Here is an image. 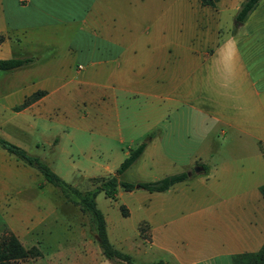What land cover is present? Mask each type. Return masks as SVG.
<instances>
[{"label":"crops","instance_id":"1","mask_svg":"<svg viewBox=\"0 0 264 264\" xmlns=\"http://www.w3.org/2000/svg\"><path fill=\"white\" fill-rule=\"evenodd\" d=\"M241 1L0 0V59H31L0 71L1 138L22 148L30 119L45 123L52 100L87 85L86 100L114 120L108 135L125 144L124 158L145 141L120 176L134 167L136 182L186 172L164 191H126L142 214L138 226L146 223L147 237H138L156 254L146 262L232 264L264 241V0L237 25ZM221 20L233 28L224 32ZM229 37L238 41L235 62ZM47 183L0 146V235L9 231L25 248L47 250L46 264H60L65 249L43 235L56 211L41 193ZM75 229L76 264L102 261L89 227Z\"/></svg>","mask_w":264,"mask_h":264},{"label":"rangeland","instance_id":"2","mask_svg":"<svg viewBox=\"0 0 264 264\" xmlns=\"http://www.w3.org/2000/svg\"><path fill=\"white\" fill-rule=\"evenodd\" d=\"M233 22L231 20L223 23L221 20V29L225 32L226 27L233 28ZM224 24L228 26L225 27ZM86 88L87 85L81 86V89H84V93L81 90L82 94L70 89L64 96L65 100H52L45 123L30 119L28 122L34 127L26 126L24 135L20 134L18 138L26 153L39 157L63 181L78 190L92 188L98 184V177L112 173L124 158L122 151L126 149L125 144L119 146L115 139L108 135V132L115 127V122L109 119L107 112L100 113L101 104L96 100H86L88 93ZM60 92H64V89ZM54 138L60 139V143L52 142ZM134 170L135 167L124 172L120 180L135 183ZM37 173L42 178L41 173L39 171ZM119 191L122 195L115 196L113 200L104 197L102 192L97 193L95 197L97 207L106 216L110 242L116 249L128 254L136 264L154 259L155 252L142 245L138 237L137 223L142 214L136 210L137 204L128 192L120 189ZM41 193L56 206V211L51 212L44 222L47 226H51L52 231L43 235L52 247L65 249L62 251L66 253V258L60 257V262L62 259L60 264H76L81 258L76 256L81 246L75 228L77 224L86 225L88 228L87 218L70 201H67L69 204L67 210L62 203L65 199L59 189L50 183H47V187L42 189ZM69 197L76 199L72 194ZM119 206L131 207L132 213L128 217H123ZM66 225H68L67 232L63 230ZM139 225L144 228L146 223L140 222ZM142 234L143 238L147 237L146 228L143 229ZM89 237L93 238L91 231ZM24 241L23 243L28 245L27 239ZM33 246L32 250L35 249ZM44 252H47L44 248L36 249L35 253L16 261L15 264H46L43 259H39L43 257ZM102 258V261L95 264H111L103 256Z\"/></svg>","mask_w":264,"mask_h":264},{"label":"trees","instance_id":"3","mask_svg":"<svg viewBox=\"0 0 264 264\" xmlns=\"http://www.w3.org/2000/svg\"><path fill=\"white\" fill-rule=\"evenodd\" d=\"M216 0H199L201 5H207L213 7ZM259 0H242L239 8L235 14V20L242 22L247 15L257 5ZM31 61L28 57H11L0 59V71L12 70L24 65H27ZM38 91L29 95L24 99L22 106L26 105L30 101H33ZM0 146L8 153L12 154L16 159L22 163L35 168L41 173L43 179L59 189L60 193L65 200L70 201L76 205L78 209L83 213L88 222L90 231L94 234L97 245L99 246L101 254L114 264H136L131 260V257L113 247L109 242L105 221L101 211L97 208L95 197L97 193L102 192L104 197L115 199L117 191H130L132 189L139 188L149 192L164 191L172 184L182 181L187 178L186 172H179L171 175L163 176L159 179L152 181H138L127 182L120 180V174L128 168L141 154L145 141L139 143L135 148L130 149L127 156L119 163L117 168L110 174L102 177H98V184L92 188L85 190H78L63 181L57 174H55L39 157L30 155L26 151L12 144L0 137ZM264 153V147L261 148ZM259 192L264 198V184L259 187ZM72 194L76 199H72L69 195ZM119 210L122 216H126L127 212L123 206H119ZM139 234L143 232V226L139 225ZM35 250V251H33ZM25 248L18 238L9 231H5L0 235V264H15L16 261L29 257L36 252V249ZM232 264H264V241L261 247L254 252H244L235 254L231 258ZM141 264H165L163 261L158 260L154 262H146Z\"/></svg>","mask_w":264,"mask_h":264},{"label":"clouds","instance_id":"4","mask_svg":"<svg viewBox=\"0 0 264 264\" xmlns=\"http://www.w3.org/2000/svg\"><path fill=\"white\" fill-rule=\"evenodd\" d=\"M238 41L233 38V37H229L226 42H225V47L230 46L231 50H232V54H233V61L235 62L238 59V49L236 47Z\"/></svg>","mask_w":264,"mask_h":264},{"label":"water","instance_id":"5","mask_svg":"<svg viewBox=\"0 0 264 264\" xmlns=\"http://www.w3.org/2000/svg\"><path fill=\"white\" fill-rule=\"evenodd\" d=\"M236 24L239 25L240 22H237V21H236ZM200 170H201V167H200V166H194V167L192 168V171H193V172H199Z\"/></svg>","mask_w":264,"mask_h":264}]
</instances>
